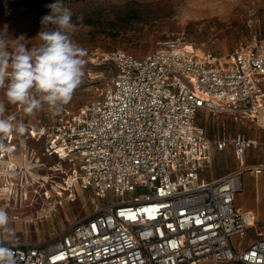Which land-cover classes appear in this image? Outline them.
<instances>
[{
  "label": "built area",
  "instance_id": "1",
  "mask_svg": "<svg viewBox=\"0 0 264 264\" xmlns=\"http://www.w3.org/2000/svg\"><path fill=\"white\" fill-rule=\"evenodd\" d=\"M182 39L170 33L143 57L97 48L92 63L108 78L87 105L64 108L50 126L24 122L22 108L9 115L13 131L0 134L1 184L19 175L15 155L27 141H44L43 155L58 158L56 171L71 166L58 183L61 198L78 190L116 197L53 242L0 238L15 264H264V232L245 243L258 219L235 206L248 168L215 180L201 175L213 165V148L228 145L241 165L261 145L264 168V140L245 132L210 139L197 123L205 112L264 130L263 39L254 34L225 56L198 54Z\"/></svg>",
  "mask_w": 264,
  "mask_h": 264
},
{
  "label": "rangeland",
  "instance_id": "2",
  "mask_svg": "<svg viewBox=\"0 0 264 264\" xmlns=\"http://www.w3.org/2000/svg\"><path fill=\"white\" fill-rule=\"evenodd\" d=\"M54 2L0 8V36L8 41L10 52L20 37L29 48L41 43L39 32L54 27L41 25L42 17L50 12L46 5ZM62 3L71 10L72 23L76 25L71 37L87 53L83 58L85 75L72 100L61 111L54 113L45 106L34 115L25 113L27 123L50 126L64 108L76 112L97 96L98 86L108 78L104 67L92 63L97 48H119L143 57L157 50L173 32L202 53L216 56H225L239 41H247L254 34L264 44V0H62ZM0 99H4L3 89H0ZM5 107L3 118L22 108L6 100ZM197 123L212 139L232 138L240 131L264 138V130L227 115L201 112ZM27 146L18 153L22 159L17 162L21 167L19 175L9 179L10 183L0 181V185L7 187L0 191V208L10 218L9 231L0 230L1 239L53 242L66 229L92 214L97 206L116 200L112 192L99 200L92 190H78L73 198L66 199L65 194L61 198L56 192L58 183L62 181L61 176L70 172V164L62 163V170L56 171L55 167H60L58 158L43 155L44 141L28 140ZM257 158V151L252 150L250 161ZM228 159L224 154L216 155L214 165L203 169L202 175L209 179L220 174L221 166ZM261 197L264 202L263 189ZM252 233V230L248 232L245 243Z\"/></svg>",
  "mask_w": 264,
  "mask_h": 264
},
{
  "label": "clouds",
  "instance_id": "3",
  "mask_svg": "<svg viewBox=\"0 0 264 264\" xmlns=\"http://www.w3.org/2000/svg\"><path fill=\"white\" fill-rule=\"evenodd\" d=\"M46 7L50 12L42 17L41 25L54 27L39 32L38 46L29 48L20 37L10 52L8 41L0 36V89L4 91V99H0V134L9 135L14 128V116L3 118L5 100L21 106L29 116L45 106L58 113L70 103L85 75L83 58L87 53L71 37L76 27L71 10L62 0ZM9 222L7 211L0 208V230L9 231ZM0 264H15L14 252L3 240Z\"/></svg>",
  "mask_w": 264,
  "mask_h": 264
},
{
  "label": "crops",
  "instance_id": "4",
  "mask_svg": "<svg viewBox=\"0 0 264 264\" xmlns=\"http://www.w3.org/2000/svg\"><path fill=\"white\" fill-rule=\"evenodd\" d=\"M231 118L235 121H238V122H244V123L246 122V123L250 124L247 120H237V119H234L233 117H231ZM240 132H243V131H240ZM246 134H248V133H246ZM248 135L254 139L259 140V141L264 140V138H261V137L255 136V135H251V134H248ZM222 138H224V137H222ZM210 139H212V138H210ZM214 139H217V138H214ZM228 139H231V138H228ZM229 146H230V148L228 149ZM252 150L257 151L258 158L255 161H250ZM212 152H213V165L215 163V157L218 154H220V155L224 154L227 158L230 157V159H232V162H230L229 161L230 159H228V161H226L221 166L220 170L222 172L220 174L212 177V178H209V179L204 177L202 175V172H201L202 177L206 180L219 179V178L225 177L227 175H231V174H233V173H235L241 169L248 168L242 174V190L240 192H238L236 194V197H235V206L237 208H240V209L245 210V211H250L258 219L256 222V225L253 228L248 230V232L250 230L253 231L252 236H251V237H253L252 240H249L251 238L250 237L246 243L248 245L250 242H252L256 238L257 232H259V231L264 232V219H263L264 202L262 201V197H261L262 189L264 190V183H262V178L264 177V168H260V166L263 164V155H262L261 145H257L256 147L249 149V151L247 152V155H246V161H245L244 165L240 164L239 158L235 154V150H234V147L232 145H228L223 150H218L216 147H214ZM15 159L17 162H19V161L21 162V160H22L21 157L19 156V154L15 155ZM257 167H259V168H257Z\"/></svg>",
  "mask_w": 264,
  "mask_h": 264
},
{
  "label": "trees",
  "instance_id": "5",
  "mask_svg": "<svg viewBox=\"0 0 264 264\" xmlns=\"http://www.w3.org/2000/svg\"><path fill=\"white\" fill-rule=\"evenodd\" d=\"M49 0H0V8H4L7 5L10 6H22L24 4L39 5L48 2ZM239 264V263H235Z\"/></svg>",
  "mask_w": 264,
  "mask_h": 264
},
{
  "label": "bare ground",
  "instance_id": "6",
  "mask_svg": "<svg viewBox=\"0 0 264 264\" xmlns=\"http://www.w3.org/2000/svg\"><path fill=\"white\" fill-rule=\"evenodd\" d=\"M187 45H188L187 49H194L195 52H197L198 54H202L201 50L196 49V48H195L194 46H192L191 44H187ZM12 167H14V164H12ZM12 169H14V168H12Z\"/></svg>",
  "mask_w": 264,
  "mask_h": 264
}]
</instances>
